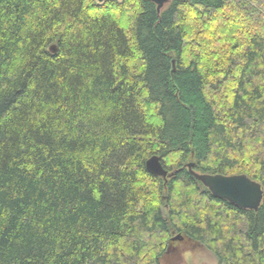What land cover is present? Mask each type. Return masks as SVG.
<instances>
[{"label": "trees", "instance_id": "16d2710c", "mask_svg": "<svg viewBox=\"0 0 264 264\" xmlns=\"http://www.w3.org/2000/svg\"><path fill=\"white\" fill-rule=\"evenodd\" d=\"M189 163L264 189V0H0V264H264Z\"/></svg>", "mask_w": 264, "mask_h": 264}, {"label": "water", "instance_id": "95a60500", "mask_svg": "<svg viewBox=\"0 0 264 264\" xmlns=\"http://www.w3.org/2000/svg\"><path fill=\"white\" fill-rule=\"evenodd\" d=\"M105 1L106 0H99L100 3H104ZM146 1L154 2L157 5L159 13H161L169 3V0ZM50 50L53 53H57L58 47L53 45ZM146 166L151 174L165 180L168 179L170 172L164 166L162 159L158 155L152 156L147 161ZM187 167L190 173L207 187L215 197L227 200L241 209L259 211L264 200V189L262 184L258 181L251 179L246 174L227 176L223 174L199 173L194 170L193 163H189ZM185 239L184 235L178 234L174 236L171 241L172 243L178 244L183 243Z\"/></svg>", "mask_w": 264, "mask_h": 264}, {"label": "rangeland", "instance_id": "374dc122", "mask_svg": "<svg viewBox=\"0 0 264 264\" xmlns=\"http://www.w3.org/2000/svg\"><path fill=\"white\" fill-rule=\"evenodd\" d=\"M164 262L165 264H218L215 255L207 247L195 244L189 238L183 243H173Z\"/></svg>", "mask_w": 264, "mask_h": 264}, {"label": "bare ground", "instance_id": "6f19581e", "mask_svg": "<svg viewBox=\"0 0 264 264\" xmlns=\"http://www.w3.org/2000/svg\"><path fill=\"white\" fill-rule=\"evenodd\" d=\"M52 47V46H51ZM51 49V48H50Z\"/></svg>", "mask_w": 264, "mask_h": 264}]
</instances>
